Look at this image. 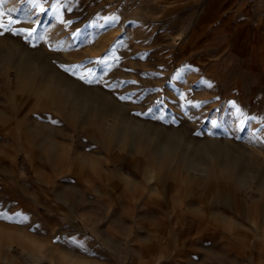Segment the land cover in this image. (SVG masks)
<instances>
[{
	"label": "rangeland",
	"instance_id": "1",
	"mask_svg": "<svg viewBox=\"0 0 264 264\" xmlns=\"http://www.w3.org/2000/svg\"><path fill=\"white\" fill-rule=\"evenodd\" d=\"M0 12V264H264V0Z\"/></svg>",
	"mask_w": 264,
	"mask_h": 264
},
{
	"label": "snow or ice",
	"instance_id": "2",
	"mask_svg": "<svg viewBox=\"0 0 264 264\" xmlns=\"http://www.w3.org/2000/svg\"><path fill=\"white\" fill-rule=\"evenodd\" d=\"M27 2L28 3H31V4H33V5H35V0H27ZM3 16H4V13L3 12H0V29H4L5 31H7L8 30V28H7V26L5 25V23L3 22ZM15 21L11 18V17H9V19H8V24H12V23H14ZM20 31H26V30H24V29H21ZM33 31H34V29H33ZM14 34H18V33H15L14 32ZM31 33L29 32V35H30ZM67 70V69H66ZM90 82V81H89ZM123 99V98H122Z\"/></svg>",
	"mask_w": 264,
	"mask_h": 264
}]
</instances>
